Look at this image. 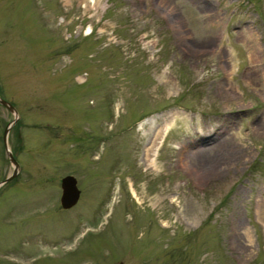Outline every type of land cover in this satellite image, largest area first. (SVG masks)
I'll return each instance as SVG.
<instances>
[{
    "label": "rangeland",
    "instance_id": "rangeland-1",
    "mask_svg": "<svg viewBox=\"0 0 264 264\" xmlns=\"http://www.w3.org/2000/svg\"><path fill=\"white\" fill-rule=\"evenodd\" d=\"M0 95V264H264V0H0Z\"/></svg>",
    "mask_w": 264,
    "mask_h": 264
},
{
    "label": "water",
    "instance_id": "water-1",
    "mask_svg": "<svg viewBox=\"0 0 264 264\" xmlns=\"http://www.w3.org/2000/svg\"><path fill=\"white\" fill-rule=\"evenodd\" d=\"M0 103L2 105H4L7 109H9L11 112H13L14 115L17 117V112H16L14 106L10 102H8V101H6L0 97ZM8 130H9V126H7V128L4 131V142H5V146L7 149V154L9 156L11 162L14 165V170H13V173L11 175L7 176L3 181L0 182V185L4 184L5 182L12 179L18 173V170H19L18 162L16 161L12 152L10 151V149L7 146ZM61 187L63 190L62 196H61V204L64 208L71 207L72 205H74L77 202V200L79 198V194H80L79 189L76 186V179L71 175H67V176L63 177L61 179Z\"/></svg>",
    "mask_w": 264,
    "mask_h": 264
},
{
    "label": "bare ground",
    "instance_id": "bare-ground-1",
    "mask_svg": "<svg viewBox=\"0 0 264 264\" xmlns=\"http://www.w3.org/2000/svg\"><path fill=\"white\" fill-rule=\"evenodd\" d=\"M163 134H164L163 130L155 133L153 136V139H151L152 141L150 142V145H148L147 148L145 149V152H144L145 154H144L143 159H144V164L147 167V170H153L155 172H158V169H157L158 167H157L156 163L153 160H151V156H153V153H151V151L155 149L154 146H156L157 143L158 144L160 143L161 139L163 138L162 137ZM184 166H185V168H184L185 171H187L189 174L195 176V172L193 170L194 166H192L191 164L190 165L184 164ZM182 167H183V165H182ZM197 169H198L199 175L202 171L204 172V174H207V175L211 174L212 172H218L219 171V169L216 165H214L213 163H209V162H205V163L201 164L199 167H197ZM197 177H198V175H197Z\"/></svg>",
    "mask_w": 264,
    "mask_h": 264
}]
</instances>
